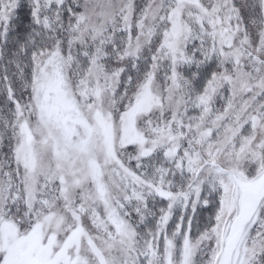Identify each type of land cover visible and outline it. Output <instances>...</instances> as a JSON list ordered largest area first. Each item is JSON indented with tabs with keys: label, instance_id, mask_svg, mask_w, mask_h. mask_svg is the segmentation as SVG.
Here are the masks:
<instances>
[{
	"label": "snow or ice",
	"instance_id": "snow-or-ice-1",
	"mask_svg": "<svg viewBox=\"0 0 264 264\" xmlns=\"http://www.w3.org/2000/svg\"><path fill=\"white\" fill-rule=\"evenodd\" d=\"M0 264H264V0H0Z\"/></svg>",
	"mask_w": 264,
	"mask_h": 264
}]
</instances>
